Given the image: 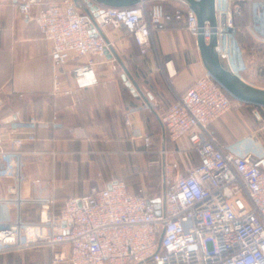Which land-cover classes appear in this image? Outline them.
Masks as SVG:
<instances>
[{
	"label": "built area",
	"instance_id": "obj_1",
	"mask_svg": "<svg viewBox=\"0 0 264 264\" xmlns=\"http://www.w3.org/2000/svg\"><path fill=\"white\" fill-rule=\"evenodd\" d=\"M15 1L27 18L35 5L44 2ZM153 6L155 14L148 13L146 3L100 7L91 13L74 0L41 8L34 19L51 44L54 67H63L65 58L87 59L72 69L75 88L63 89L56 77L53 94L70 95L77 102L81 91L100 83L94 58L104 56L112 45L100 29L124 28L148 49L151 36L165 20L161 4L158 9ZM179 8L176 19L197 38V17L189 8ZM223 29L233 67L241 76L242 50L229 6L226 11L218 6V32ZM235 102L239 101L230 98L208 72L175 96L162 121L171 141L188 139L199 163L189 156L181 166L166 162L161 197L149 196L145 188L134 192L117 179L68 198L60 209L55 197L41 200L36 223L24 222L13 208L23 203V145L35 141L36 131L51 124L36 118L11 120L5 131L11 148L0 149V180L13 182L10 195L0 197V255L40 245L51 249L54 264H264V147L254 140L251 145L239 141L222 146L209 129ZM152 109L150 102L125 109L126 123L132 126L136 113ZM141 138L149 148L150 136ZM159 199L162 209L156 204Z\"/></svg>",
	"mask_w": 264,
	"mask_h": 264
},
{
	"label": "crops",
	"instance_id": "obj_2",
	"mask_svg": "<svg viewBox=\"0 0 264 264\" xmlns=\"http://www.w3.org/2000/svg\"><path fill=\"white\" fill-rule=\"evenodd\" d=\"M167 1L183 6L174 0ZM62 2L44 0L34 6L27 18L20 13L15 0H0V149L11 148L5 131L13 119L26 122L36 118L51 124L49 129L36 131L35 141L23 145L26 151L21 184L23 203L13 209L28 223L40 221L41 200L55 197L58 207L63 206L68 198L85 195L95 187L109 186L117 179L124 180L134 192L145 188L149 196L158 197L154 183L161 180L162 186L164 162L170 163L169 155L180 157L183 164L191 153L188 139L179 142L169 139L162 115L177 94L185 92L207 72L197 38L184 27L156 29L148 49H143L126 29L106 27L103 34L142 93L127 85L122 65L112 52H107L94 58L100 81L97 86L81 91L77 102L70 95L55 96L56 77L63 89H74L72 69L87 61L65 58L63 67L53 65L51 44L34 17L41 8ZM221 2L218 0L219 7ZM263 2L228 0L239 25L241 76L261 88H264ZM153 7L158 9L159 4ZM228 55L234 69L233 55L230 51ZM149 102L153 109L136 113L129 126L125 109ZM209 129L222 146L241 139L227 117L213 122ZM143 135L151 138L149 148L141 138ZM251 140L263 145L254 137L244 142L251 145ZM196 160L194 163L198 164L197 155ZM12 184L10 179L0 180V197L10 195L8 188ZM51 253L46 246H31L0 255V264H52Z\"/></svg>",
	"mask_w": 264,
	"mask_h": 264
},
{
	"label": "water",
	"instance_id": "obj_3",
	"mask_svg": "<svg viewBox=\"0 0 264 264\" xmlns=\"http://www.w3.org/2000/svg\"><path fill=\"white\" fill-rule=\"evenodd\" d=\"M151 1L156 0H91L88 5L85 0H74L79 8L89 13L98 10L100 7L131 8ZM174 1L192 10L197 17L199 26L197 44L206 71L220 83L233 99L242 103L264 107V88L250 84L242 76L237 74L231 66L228 55L227 30L223 29L221 33L218 32V0ZM227 7L228 0H222L220 5L221 10L226 11ZM207 30L209 31V36L206 35ZM100 34L110 43L101 29ZM107 52H112L122 65L125 71L123 79L126 81L127 85L133 91L137 90L139 93H142L113 45H110V49ZM163 191H165V189H163Z\"/></svg>",
	"mask_w": 264,
	"mask_h": 264
},
{
	"label": "rangeland",
	"instance_id": "obj_4",
	"mask_svg": "<svg viewBox=\"0 0 264 264\" xmlns=\"http://www.w3.org/2000/svg\"><path fill=\"white\" fill-rule=\"evenodd\" d=\"M147 11L149 10L147 9ZM152 13L155 14V9H153ZM224 117L231 119L236 129L240 133V136H239L241 138L239 139L240 141L244 142L245 140H248L254 137L257 140H260L261 142H263V145H264V111H259L254 106L249 105L247 103L235 102L234 107ZM245 145H248V144L246 143ZM190 152L191 153H189V157L191 158V160L193 162H197L196 154L193 151H190ZM168 159H169L170 164H175V162H176V165L177 163L182 164V160L180 159V157L176 156V158H173L172 156L169 155ZM154 184H155L154 191H157V190L161 191V188H162V186L160 185L161 180ZM156 204L160 209H162V205H163L162 199H159L156 202ZM50 263L54 264L52 260Z\"/></svg>",
	"mask_w": 264,
	"mask_h": 264
},
{
	"label": "trees",
	"instance_id": "obj_5",
	"mask_svg": "<svg viewBox=\"0 0 264 264\" xmlns=\"http://www.w3.org/2000/svg\"><path fill=\"white\" fill-rule=\"evenodd\" d=\"M155 3H159L161 4L162 6V9H163V13H164V16H165V20L162 24L158 25L159 28H162V29H168V28H177V27H184V23L180 20H177L176 17H175V13L179 8V6H175L174 4H172L171 2L167 1V0H156V1H151V2H148L146 3V7L147 9L149 10L148 13L151 14V7L155 4ZM264 4V2H263ZM233 23L236 27V37L239 41V25L236 24V20H234V15H233ZM240 43V42H239ZM241 74H242V71H241ZM227 93V92H226ZM227 95L233 99V97L231 95H229L227 93ZM239 103H242V102H239ZM249 104V103H247ZM249 105H252L254 106L256 109H258L259 111H264V107L263 106H258V105H253V104H249ZM154 193H156V191H154ZM157 194H158V197H161L162 196V189L161 191L160 190H157ZM155 195V194H154ZM63 206H59L58 208H62Z\"/></svg>",
	"mask_w": 264,
	"mask_h": 264
}]
</instances>
